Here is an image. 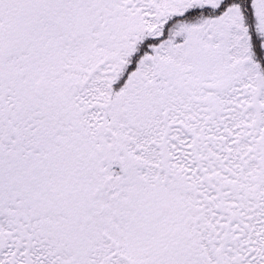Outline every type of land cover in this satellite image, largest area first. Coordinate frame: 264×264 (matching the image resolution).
Wrapping results in <instances>:
<instances>
[{
    "label": "snow or ice",
    "instance_id": "snow-or-ice-1",
    "mask_svg": "<svg viewBox=\"0 0 264 264\" xmlns=\"http://www.w3.org/2000/svg\"><path fill=\"white\" fill-rule=\"evenodd\" d=\"M0 264H264V0H0Z\"/></svg>",
    "mask_w": 264,
    "mask_h": 264
}]
</instances>
